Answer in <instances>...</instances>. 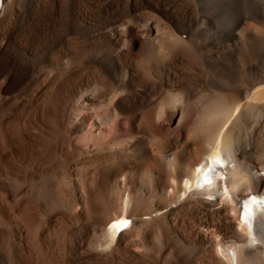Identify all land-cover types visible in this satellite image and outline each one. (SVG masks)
I'll list each match as a JSON object with an SVG mask.
<instances>
[{
  "label": "bare ground",
  "instance_id": "obj_1",
  "mask_svg": "<svg viewBox=\"0 0 264 264\" xmlns=\"http://www.w3.org/2000/svg\"><path fill=\"white\" fill-rule=\"evenodd\" d=\"M0 264H264V0H0Z\"/></svg>",
  "mask_w": 264,
  "mask_h": 264
}]
</instances>
